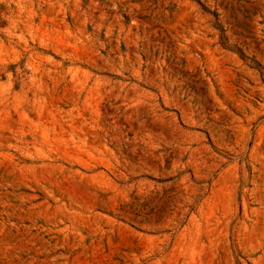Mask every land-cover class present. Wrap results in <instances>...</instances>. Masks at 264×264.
Masks as SVG:
<instances>
[{"label": "rangeland", "instance_id": "obj_1", "mask_svg": "<svg viewBox=\"0 0 264 264\" xmlns=\"http://www.w3.org/2000/svg\"><path fill=\"white\" fill-rule=\"evenodd\" d=\"M0 264H264V0H0Z\"/></svg>", "mask_w": 264, "mask_h": 264}]
</instances>
